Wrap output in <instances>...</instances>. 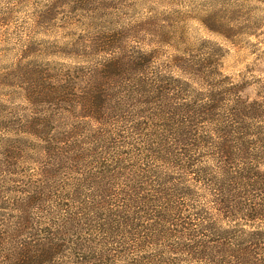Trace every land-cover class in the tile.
Masks as SVG:
<instances>
[{"label":"trees","instance_id":"obj_1","mask_svg":"<svg viewBox=\"0 0 264 264\" xmlns=\"http://www.w3.org/2000/svg\"><path fill=\"white\" fill-rule=\"evenodd\" d=\"M26 2L0 0V40ZM171 28L148 51L115 53L120 28L73 45L83 60L60 70L0 73V175H20L0 185V264H264V91L243 96L211 41L164 57Z\"/></svg>","mask_w":264,"mask_h":264},{"label":"rangeland","instance_id":"obj_2","mask_svg":"<svg viewBox=\"0 0 264 264\" xmlns=\"http://www.w3.org/2000/svg\"><path fill=\"white\" fill-rule=\"evenodd\" d=\"M49 1L28 0L12 10L15 12L12 19L2 29L0 73L7 70L16 73L19 67L30 72L38 66L43 70H60L64 64L83 60L78 58V48L73 45L120 28H124V43L115 53L148 51L157 48V25H165L172 27L176 47H164L167 48L164 57L172 55L179 47L185 49L184 43L211 41L224 51L223 73L235 83L245 80L248 84L243 96L252 100L264 91V0H66L53 23H35L34 9ZM20 40H34L38 44L37 52L32 47L36 54L20 55L17 46ZM152 41L154 46L148 45ZM60 74L53 73L56 78H60ZM11 89L23 92L20 84ZM0 97L4 102L9 100L7 96ZM12 105H24L18 94ZM34 167L33 174H37L36 166L28 168ZM4 176L0 175L1 186L9 179L18 181L20 175L15 171ZM9 187L4 196L11 198L23 186L12 183ZM2 210L0 208V212ZM23 237V233L14 234L11 245Z\"/></svg>","mask_w":264,"mask_h":264}]
</instances>
